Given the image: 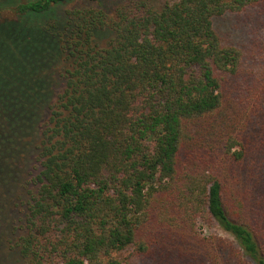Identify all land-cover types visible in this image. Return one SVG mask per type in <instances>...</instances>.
Masks as SVG:
<instances>
[{
  "label": "trees",
  "instance_id": "obj_1",
  "mask_svg": "<svg viewBox=\"0 0 264 264\" xmlns=\"http://www.w3.org/2000/svg\"><path fill=\"white\" fill-rule=\"evenodd\" d=\"M73 1L0 0L41 42L0 87V211L32 163L21 259L264 264V72L230 90L242 52L214 26L264 0Z\"/></svg>",
  "mask_w": 264,
  "mask_h": 264
},
{
  "label": "rangeland",
  "instance_id": "obj_2",
  "mask_svg": "<svg viewBox=\"0 0 264 264\" xmlns=\"http://www.w3.org/2000/svg\"><path fill=\"white\" fill-rule=\"evenodd\" d=\"M107 1L110 2V0ZM173 1L175 0H154V3L161 5ZM88 5L94 6L95 4L75 0L66 4L64 8ZM1 17L5 18L3 15ZM214 26L226 42L236 45L242 52L239 74L229 80L230 90H236V86L239 88L244 84V80L254 78L264 72V3L248 7L242 12L226 14L216 19ZM9 34L18 37L19 49H14L12 56L10 55L7 60L6 51L12 46L15 39L11 38ZM40 43L39 36L31 32L28 27L21 25L20 31L16 33L12 27H7V24L0 26V87L10 85V89L13 90L21 87L22 82L26 81L29 64L35 61L32 56L36 54ZM25 56H28L29 59L23 60ZM55 72L57 73V71ZM31 167L32 163L30 162L25 164V169L22 166L21 177L16 182L18 186L11 183L7 188L9 195L5 198L6 207L0 211V264H25L14 245L16 236L21 232L17 220L24 214L26 208V206H22V202L29 199L28 190L31 187L26 186L24 180L28 179L27 173ZM16 227L19 230H15ZM198 232L201 236L227 237L213 222L198 223ZM126 252L127 250L120 253L118 257L123 258ZM153 260L152 257L145 256L133 259L131 264H153Z\"/></svg>",
  "mask_w": 264,
  "mask_h": 264
}]
</instances>
